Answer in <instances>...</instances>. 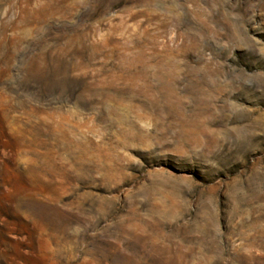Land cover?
<instances>
[{
    "label": "rangeland",
    "instance_id": "374dc122",
    "mask_svg": "<svg viewBox=\"0 0 264 264\" xmlns=\"http://www.w3.org/2000/svg\"><path fill=\"white\" fill-rule=\"evenodd\" d=\"M0 264H264V0H0Z\"/></svg>",
    "mask_w": 264,
    "mask_h": 264
}]
</instances>
